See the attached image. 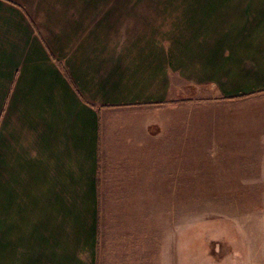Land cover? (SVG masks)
I'll return each instance as SVG.
<instances>
[{
  "label": "crops",
  "instance_id": "obj_1",
  "mask_svg": "<svg viewBox=\"0 0 264 264\" xmlns=\"http://www.w3.org/2000/svg\"><path fill=\"white\" fill-rule=\"evenodd\" d=\"M183 5L143 34L119 0H0V264H125L137 196L264 185V0ZM256 200L230 264H264Z\"/></svg>",
  "mask_w": 264,
  "mask_h": 264
},
{
  "label": "rangeland",
  "instance_id": "obj_2",
  "mask_svg": "<svg viewBox=\"0 0 264 264\" xmlns=\"http://www.w3.org/2000/svg\"><path fill=\"white\" fill-rule=\"evenodd\" d=\"M119 1L134 7L136 32L143 34H175L176 18L184 7V0ZM204 95V90L193 88H184L179 95L184 127L190 124V114L206 116L213 111L200 99ZM189 156L194 157L192 162L187 161ZM183 164L201 170L212 162H206L205 154L184 152ZM184 175L177 196L173 188L171 194L137 196L143 202L133 212L130 226H138L132 233L140 237L135 247L130 246L125 264H230L239 257V225L253 219L247 216L260 205L256 199L264 196V185L187 184L193 179Z\"/></svg>",
  "mask_w": 264,
  "mask_h": 264
}]
</instances>
